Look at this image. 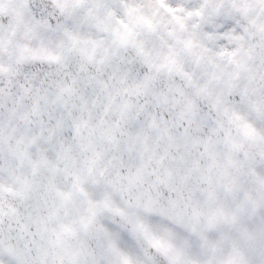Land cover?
<instances>
[{"label":"snow or ice","instance_id":"1","mask_svg":"<svg viewBox=\"0 0 264 264\" xmlns=\"http://www.w3.org/2000/svg\"><path fill=\"white\" fill-rule=\"evenodd\" d=\"M0 264H264V0H0Z\"/></svg>","mask_w":264,"mask_h":264}]
</instances>
